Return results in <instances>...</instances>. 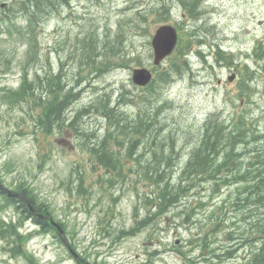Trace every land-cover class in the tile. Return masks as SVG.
<instances>
[{
  "label": "rangeland",
  "instance_id": "obj_1",
  "mask_svg": "<svg viewBox=\"0 0 264 264\" xmlns=\"http://www.w3.org/2000/svg\"><path fill=\"white\" fill-rule=\"evenodd\" d=\"M18 1L0 0L5 3L0 6L1 89L17 88L23 74L33 85L36 75L61 70V83L73 86L77 98L56 126L51 120L38 121L32 97L0 95V187L29 186L39 201L49 204L70 249L57 231L43 232L32 218L22 219L19 209L0 193V223L21 225L23 248L30 254H14L16 238H9L11 242L0 237V264H248L257 242L252 223L263 214L246 209L251 217L243 219L245 208L234 205L233 184L216 192L209 181L199 180L168 211L159 212L154 197L165 182L151 185L143 174L154 166V176L178 184L211 113L225 119L245 114L255 131L264 133V72L246 61L256 41L264 38V0H186L199 8L197 20L184 13L185 0H52L57 6L48 8L33 33ZM162 1L171 10L169 22L180 19L185 24L182 43L185 31L198 30L194 39L234 53L235 66L214 62L209 47L193 41L185 58L188 66L169 70L162 80V71L177 56L173 53L157 67L152 64L151 39L165 20H160L164 10L156 12ZM139 64L154 70L156 81L147 87L132 82V68ZM103 65L107 69L99 73L97 67ZM133 95L138 105H121V110L130 118L147 109L158 131L148 139L137 137L133 147L130 138L116 148L123 171L112 179L111 172L93 164L90 154L105 132V119L93 108L82 114L77 124L86 137L65 125L90 104L108 99V105H116ZM258 145L251 142L249 147ZM172 150L178 154L174 162H161L158 169L154 156Z\"/></svg>",
  "mask_w": 264,
  "mask_h": 264
},
{
  "label": "trees",
  "instance_id": "obj_2",
  "mask_svg": "<svg viewBox=\"0 0 264 264\" xmlns=\"http://www.w3.org/2000/svg\"><path fill=\"white\" fill-rule=\"evenodd\" d=\"M18 3L19 10L27 16L28 27H30L29 32L31 33L35 32V28H37L39 22L47 16L48 8L57 6L52 0H19ZM183 4L187 9V13L191 17L195 16L194 4L186 0L183 1ZM161 10H164L165 14L163 18H160V20H163L169 12L164 1L157 6L156 12H160ZM190 35L192 36L194 34H190L189 31V35L187 36ZM193 41L192 38L187 37L183 43L181 41L178 42L175 48L177 56L170 66L171 68L169 67V69L162 71L163 73L160 75L162 80L168 78L170 74L169 70H176L179 72L180 68L187 66L188 62L185 57ZM197 41L200 42L201 40ZM180 44H182L183 47ZM83 50H87V47H84ZM212 52L216 63L220 64V62H225L229 66L234 65V58L231 53L223 52L218 46L215 47ZM179 57L183 59L180 60ZM250 58L256 64H262L259 66L264 69V39L256 41L252 48ZM105 68L107 69V65H103V70ZM100 69L101 66L97 67L98 72H100ZM244 69L249 71L247 65H244ZM35 78L38 81L30 85L31 83L29 84L27 81L26 74H23L21 85L16 90H5L6 92L1 94L2 98L4 97V99H6L8 95L17 96L18 98L32 97L39 108L38 121L43 123V121L49 122L51 120L53 125L60 126L62 123V112L73 102L76 93L73 92L72 87L64 88L66 84H61L57 75L47 74L43 77L36 75ZM154 81H156V77ZM241 85L249 90L248 84L241 81ZM35 87L37 89L40 88L41 91L35 94ZM44 89H46L48 93L46 98L43 91ZM136 98V95L122 98L126 102L119 100L116 102V105L112 104L111 106L108 105V99L97 101L94 104H90L88 109L82 108L78 110L65 125L67 128L74 130L78 136L84 135L86 137L87 133L84 129L81 131L80 125L77 124L78 118L81 117L82 114L88 112L90 108H93L96 113L100 114V116L105 119L108 125L105 132L97 137L96 144L93 143L90 147V154L93 164L103 166L107 172H111L112 179L118 178L123 171L122 158H120L116 152V148L121 147L123 141L125 139L130 140V138L132 140V145L130 144V146L133 147L137 143V140H139L137 137H140V139L142 137L148 139L149 136H154L152 131L157 130L153 123L154 118L152 113H149L147 109V113L143 109H140L136 112L135 116L130 118L125 111L121 110V105H138ZM108 110H113L117 113L111 116V114H108ZM146 114H148L149 117H147ZM49 128L50 127L46 125L47 131H49ZM251 142H257L259 145L255 149L250 148L249 144ZM242 149H246V151H242ZM177 155L178 154L173 152V150L170 151L169 154L160 153L155 155L156 167L159 169L161 162H166L168 165H171ZM152 168V170H146L145 174H143L146 182H150L151 185L157 186L160 185L161 180L165 182L164 185L160 187L159 194L154 197V208L156 209L158 207L159 212L168 211L181 200L183 196L182 193L187 188H191L192 185L197 184L199 180L209 181V184L213 186L216 192L219 191L220 187L223 185L233 184L235 186L234 192H236L234 195V205L238 207V204H240L245 208L242 211V218L249 219L248 217H251L249 211L246 214L248 217L245 215L246 209L251 210L255 208L263 214V216L255 220L257 222L252 223L253 227H255L254 234L257 236V242H255L256 248L248 264H264V209H260L264 208V133L255 131L252 122L245 114L235 113L229 116L228 119L223 117L219 118L217 113H212L208 116L201 127L199 144L191 151L189 157L184 162L181 170L183 177L180 176L178 184H170L164 176H161L162 179H158L154 176L155 167L153 166ZM182 178H184V180L186 179L185 184H182L184 181ZM14 189L21 197L8 195L4 191H0V193L8 203L15 205L19 209L22 219L26 220V218H32L33 222L38 224L43 232H55L56 229L52 225L39 216L38 213H33L31 211L32 208L39 213L52 216L49 204L39 201L36 194L27 185L18 184ZM18 226L19 225L15 224V222L6 223L1 221L0 237L8 238L11 242L13 241L9 238H16V240L14 239L16 244L12 248L13 253H22L26 257H29L30 254L24 251L23 244L25 240L22 239L23 236L19 232ZM19 227H21V225ZM231 256L232 254L230 253L228 257Z\"/></svg>",
  "mask_w": 264,
  "mask_h": 264
},
{
  "label": "water",
  "instance_id": "obj_3",
  "mask_svg": "<svg viewBox=\"0 0 264 264\" xmlns=\"http://www.w3.org/2000/svg\"><path fill=\"white\" fill-rule=\"evenodd\" d=\"M177 41V33L173 26L164 24L159 26L152 38L154 64H158L168 55ZM152 73L146 67H136L132 70V79L138 85H145L151 79ZM230 77L229 79H231Z\"/></svg>",
  "mask_w": 264,
  "mask_h": 264
},
{
  "label": "bare ground",
  "instance_id": "obj_4",
  "mask_svg": "<svg viewBox=\"0 0 264 264\" xmlns=\"http://www.w3.org/2000/svg\"><path fill=\"white\" fill-rule=\"evenodd\" d=\"M101 72H103V66H101V69H100V72H99V73H101ZM70 86H71V85H70ZM70 86H69V87H70ZM72 87H73V86H72ZM77 92H78V91H77ZM76 95H77V93H76ZM76 95H75V96H76ZM76 98H77V97H75V99L73 100V102L76 101ZM73 102H72V103H73ZM72 103H70V105H71ZM88 108H89V107H84V109H88ZM65 111H66V110H64V111L62 112L63 115H64V112H65ZM116 113H117L116 111H113V110H112V111H109V110H108V114H111V116H112V115L114 116ZM61 118H62V117H61ZM71 118H72V117H71Z\"/></svg>",
  "mask_w": 264,
  "mask_h": 264
},
{
  "label": "flooded vegetation",
  "instance_id": "obj_5",
  "mask_svg": "<svg viewBox=\"0 0 264 264\" xmlns=\"http://www.w3.org/2000/svg\"><path fill=\"white\" fill-rule=\"evenodd\" d=\"M80 262V261H79ZM82 262H80V264H81Z\"/></svg>",
  "mask_w": 264,
  "mask_h": 264
}]
</instances>
